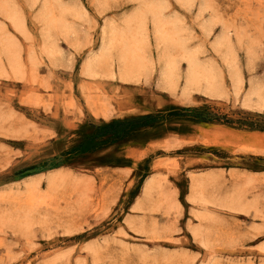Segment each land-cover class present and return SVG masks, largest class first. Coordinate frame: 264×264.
I'll use <instances>...</instances> for the list:
<instances>
[{"label":"rangeland","instance_id":"374dc122","mask_svg":"<svg viewBox=\"0 0 264 264\" xmlns=\"http://www.w3.org/2000/svg\"><path fill=\"white\" fill-rule=\"evenodd\" d=\"M0 264H264V0H0Z\"/></svg>","mask_w":264,"mask_h":264},{"label":"bare ground","instance_id":"6f19581e","mask_svg":"<svg viewBox=\"0 0 264 264\" xmlns=\"http://www.w3.org/2000/svg\"><path fill=\"white\" fill-rule=\"evenodd\" d=\"M136 10V9H135ZM152 12H153V10H152ZM136 13H138L139 14V12H135L134 14L136 15ZM134 20V18L133 17H131V18H129L128 17V19H126L124 22H126V23H129V22H132ZM152 22V25H153V32H154V35H155V38H156V40H158L157 42L158 43H160V42H162V41H164V39H165V41H169V40H171L170 38H168V39H166V35H165V32H163L162 30H163V23L161 22V18H160V15L158 14V13H154L153 14V16H152V20H151ZM163 21V20H162ZM166 24V23H165ZM170 26V25H169ZM165 28V27H164ZM170 30V29H169ZM167 31V30H166ZM167 33H168V31H167ZM174 33V32H173ZM168 36L170 35V34H167ZM174 35V34H173ZM172 36V35H171ZM165 37V38H164ZM170 37V36H169ZM176 37V36H175ZM224 39H226V37L225 36H223L221 39H220V41L219 42H221L222 40H224ZM228 40V39H227ZM165 43V42H164ZM163 43V44H164ZM167 43V42H166ZM167 45H169L168 43H167ZM167 45H166V47H167ZM193 53V52H192ZM166 55V54H165ZM189 55V54H188ZM191 55V54H190ZM189 55V56H190ZM192 56V55H191ZM194 56H192V58L190 57L189 58V61H190V64H191V67H190V72H189V76H190V78H192V79H194L198 74H196V71L197 70H200L201 68H204V67H202L201 66V68H199V65L197 66L196 65V57H194ZM171 63H167V66L168 65H170ZM202 71V70H201ZM206 75H202L201 77H205Z\"/></svg>","mask_w":264,"mask_h":264}]
</instances>
